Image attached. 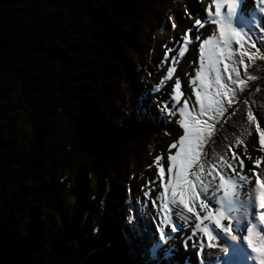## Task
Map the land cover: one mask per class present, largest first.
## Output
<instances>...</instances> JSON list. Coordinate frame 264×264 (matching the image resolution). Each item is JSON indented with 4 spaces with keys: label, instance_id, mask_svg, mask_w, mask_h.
<instances>
[{
    "label": "trees",
    "instance_id": "16d2710c",
    "mask_svg": "<svg viewBox=\"0 0 264 264\" xmlns=\"http://www.w3.org/2000/svg\"><path fill=\"white\" fill-rule=\"evenodd\" d=\"M178 2L0 0V264H143L125 218L153 227L141 181L167 128L120 117L149 89ZM261 55L203 146L216 166L258 135L245 116L264 112Z\"/></svg>",
    "mask_w": 264,
    "mask_h": 264
},
{
    "label": "snow or ice",
    "instance_id": "6c2138e0",
    "mask_svg": "<svg viewBox=\"0 0 264 264\" xmlns=\"http://www.w3.org/2000/svg\"><path fill=\"white\" fill-rule=\"evenodd\" d=\"M212 3L214 11L208 9L203 16L199 12L190 14L192 23L180 38L183 42L177 41V52L169 59L168 52L172 51L169 49L157 62L159 66L165 60L169 61L165 77L159 82L163 85L165 78H171L178 57L184 56L187 45L191 43L198 47L199 66L192 81L198 82V87L193 88L195 100L192 106L188 99L180 102L181 79L177 76L167 100L161 101L156 97L145 105L143 100L156 92V88H149L138 95L127 114L121 113V119L169 123L171 121L163 115L161 106L168 104V115H177L175 122L183 129L177 140L169 145L175 152L167 154V165L160 163V155L153 161L157 174L149 183L155 185L158 180L161 189L152 197L148 209H156L152 218L155 227L149 226L146 221L140 226L143 218L139 215L125 218L129 235L139 239L142 244L140 254L143 264L157 260L165 264H190L189 257H176L179 252L176 245L166 243L173 234L183 232L184 224L175 222L174 217L187 222L189 216L186 214L194 217V226L191 236L185 239L191 240L198 233L201 239L191 245L182 241L181 247L185 252L188 247H198L195 253L198 264H264V252L257 251L254 244V237L264 241V168L260 167L261 158H241L232 150L234 145H228L231 159L217 168L216 161L210 162L202 151L216 119L237 103L241 86L245 84L239 67L246 68L245 58L252 62L264 48V0H212ZM209 22L215 26V30L201 41L196 29L203 28ZM172 26L175 27L174 24ZM260 59H264V55ZM241 103L247 106L249 101L243 100ZM172 105L175 107L172 108ZM257 115L264 123V112L254 115L251 108H246V123L256 125L259 148L264 151V132L257 123ZM245 159L250 161L248 174L244 172ZM209 188L213 189L215 195L209 196ZM149 192L143 195L148 196ZM134 210L139 211H129ZM133 219L137 226L131 223ZM205 247L218 248L219 252L202 256Z\"/></svg>",
    "mask_w": 264,
    "mask_h": 264
},
{
    "label": "rangeland",
    "instance_id": "374dc122",
    "mask_svg": "<svg viewBox=\"0 0 264 264\" xmlns=\"http://www.w3.org/2000/svg\"><path fill=\"white\" fill-rule=\"evenodd\" d=\"M208 9L214 11V4L212 3V0H180L179 11L175 14L176 22L173 21V24L175 25V30L173 32L169 31L170 32L169 35H165V34L161 35L159 40L157 41L158 43H156L153 52L151 54L149 70L153 72L151 74V76L153 77L149 81V88H156V92L153 95L154 98L159 97L161 101L167 100L168 94L171 92V86L174 85L176 77L179 76L181 79L180 92L182 93L180 102L182 103L185 99H188L190 107L192 106V102L195 100L193 88L198 87V82H192L193 78L195 77V71L199 66L198 47H196L191 43L187 45V49L185 51L184 56L178 57L177 63L174 66L175 70L172 73L171 78L170 79L165 78L163 85H160L159 82L162 77H165V73L167 71L169 61L165 60L159 66L157 62L160 60V58L163 56L165 52H168L169 49H172L171 52H168L169 59L177 52L179 48V44L177 43V41L180 40L185 29H187L192 23V20L189 19L190 14L193 12H199L203 16L206 15ZM214 30H215V26L212 25L210 22L205 23L203 28L198 27L196 29L197 34L199 35L201 41L207 36L211 35ZM189 36H191V33H189ZM180 42L182 43L183 41L180 40ZM198 43L199 41L197 42V44ZM189 61H191V63H189ZM161 106L164 109L163 115L167 117V119L171 122L166 123V125L163 126V128H167L166 135L168 137L162 140L163 142L159 141L160 144L157 143V146L153 150H150V153L148 154V162H147L148 164H146L145 167V172H144L145 176L142 177V181H141L142 187L140 193L141 199L139 200L141 207H143L145 211L149 209L152 197L156 195L159 191H161V189H159L158 187L159 184L158 180L156 181L155 185L149 183V181L152 180L157 174V167L153 163V161L156 156L160 155L162 157L160 163L166 166L167 154L175 152V149L174 148L170 149L169 145L174 141H176L178 136L183 133V129L180 128L179 124L175 122L178 119V116L168 115V112L170 111V107L168 104H162ZM171 107L174 108L175 105H172ZM220 120L221 117H218L216 119L215 125ZM246 146H247L246 149L244 145L236 153L240 155L241 158H244L245 156L251 157V160H255L257 157H260L262 160L260 167L264 168V151H261L259 148L258 135L252 141H250V143L247 144ZM254 147L256 148V150H253ZM230 159L231 158L229 157L227 160L229 161ZM228 161H226L225 163L224 161L220 162L217 165V168H219L222 164H226ZM249 163L250 161L248 159H245V169H244L245 174H248L247 168ZM253 167H255V165H253ZM225 171H228V169L225 168ZM165 179H167V176H165ZM217 182H218V178H217ZM150 188L151 191L149 192ZM144 192H149L148 196H144L143 195ZM208 193L210 197L212 195H215L212 188H209ZM71 196H72L71 194H68V198H69L68 200L72 201L73 197L71 198ZM155 212L156 209L154 208L151 211H149V215L151 219L153 218ZM186 215L189 216V220L187 222L177 220L174 217L175 222L184 224L183 232L178 231L177 233L173 234V236L169 238L166 243L167 245L177 246V248L179 249V252L176 253L177 258H180L182 256H187L190 259V264H198V258L195 255V253L198 251V247H188L186 252L181 247L182 241L185 244L191 245L195 240L201 239V236L198 234L197 236L193 237L191 240L185 239V237L191 236V228L194 226V217H192L191 214H186ZM224 223L227 224V222L225 221ZM152 225L154 228L155 225L154 224ZM165 230L168 231L169 229L166 227ZM205 243H207L206 240ZM217 243H221V242L218 241ZM206 248L207 247L203 249V253L206 251H208V254L211 253L209 252L211 249L209 248L206 249Z\"/></svg>",
    "mask_w": 264,
    "mask_h": 264
},
{
    "label": "bare ground",
    "instance_id": "6f19581e",
    "mask_svg": "<svg viewBox=\"0 0 264 264\" xmlns=\"http://www.w3.org/2000/svg\"><path fill=\"white\" fill-rule=\"evenodd\" d=\"M144 30V29H143ZM159 125H160V123H159ZM157 126V125H156ZM161 126V125H160ZM163 126V125H162ZM158 127V126H157ZM263 168V167H262ZM225 222H227V221H225ZM198 235H199V233H198ZM200 237V236H199ZM254 244H256V246H257V251H260V252H264V245H263V243L261 242V241H258V242H255ZM245 247H246V245H245ZM207 249V248H206ZM212 250H214V251H212ZM206 251V250H205ZM248 251H250V250H248ZM209 252H211L212 254H218V252H219V249L218 248H216V249H211ZM208 254V251H206V252H204V253H202V256L203 255H207Z\"/></svg>",
    "mask_w": 264,
    "mask_h": 264
},
{
    "label": "water",
    "instance_id": "95a60500",
    "mask_svg": "<svg viewBox=\"0 0 264 264\" xmlns=\"http://www.w3.org/2000/svg\"><path fill=\"white\" fill-rule=\"evenodd\" d=\"M74 190V191H73ZM79 188L78 187H74L72 189V197H78L79 196Z\"/></svg>",
    "mask_w": 264,
    "mask_h": 264
}]
</instances>
